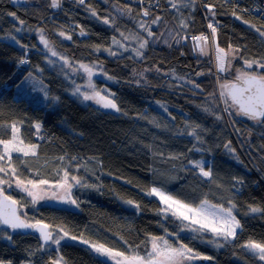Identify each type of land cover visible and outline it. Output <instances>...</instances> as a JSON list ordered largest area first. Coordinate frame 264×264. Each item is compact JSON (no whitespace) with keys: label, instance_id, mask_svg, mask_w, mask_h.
Segmentation results:
<instances>
[{"label":"trees","instance_id":"obj_1","mask_svg":"<svg viewBox=\"0 0 264 264\" xmlns=\"http://www.w3.org/2000/svg\"><path fill=\"white\" fill-rule=\"evenodd\" d=\"M195 1L160 0L146 19L155 34L135 55L113 46L120 29L130 34L136 20H145L126 0H0V164L12 172L0 177L36 183L71 176L77 206L33 204L4 182L0 188L25 220L46 222L52 237L63 231L76 241L46 251L39 237L0 224V262L114 264L90 245L146 257L152 237H164L212 260L197 264H264L250 249L264 247V118L235 107L225 89L233 75L221 74L189 38L203 35L209 21L222 46L256 63L249 74L264 76V17L227 0H202L203 15ZM36 29L71 62L101 65L109 80L98 83L116 109L74 96L65 74L47 65ZM203 38L213 46V38ZM19 70L47 83L51 107L17 97V80H10ZM162 111L169 119H159ZM16 138L36 150L6 153L3 144ZM200 159L213 160L211 178L195 167ZM153 187L189 204L207 200L229 209L240 229L232 239L201 233L172 214Z\"/></svg>","mask_w":264,"mask_h":264},{"label":"rangeland","instance_id":"obj_2","mask_svg":"<svg viewBox=\"0 0 264 264\" xmlns=\"http://www.w3.org/2000/svg\"><path fill=\"white\" fill-rule=\"evenodd\" d=\"M25 1L27 0H14V2L19 3ZM249 1L252 4L255 3V0ZM195 2L202 11L203 15H206L202 0H196ZM134 23V29L133 31H130V34L122 31L125 30L124 28L119 30V40L115 41L113 46L120 50H123V47L130 48V52L135 55H141L140 50L145 49L144 47L147 46V41H149L155 34V23L152 20L146 19L136 20ZM205 30L206 31L201 34L208 33V30L212 31V34L210 36L190 34L189 38H194L192 40L194 41V47L198 54L213 57L216 68L221 74H232L233 77L230 76V78L232 77L233 80V78L243 77L254 70L256 63L245 61L240 58V50L238 48H226L219 43L218 33L215 26L211 29V26L205 25ZM34 34L37 35V40L43 50L47 53V65L50 68L56 67L59 71L65 74L66 79L71 84L70 91L74 96L82 100H88L94 105H97L105 110L116 109L110 90L107 86L105 87L103 83H98L100 80H109L103 72L101 65L97 63H73L64 52L57 50L54 47L41 30L36 29ZM202 37L213 38V46L210 45L207 38H203L200 41V38ZM180 39L184 40L183 37H180ZM21 66L25 67L26 61H23ZM223 77L224 76L222 75V78ZM216 78L219 80V83L222 84L220 75H218V77L216 76ZM224 79L229 78L224 77ZM15 80H17L15 86V93L17 97L26 98L34 106L47 108L53 105V103H51L52 100L55 102V99H53L49 94L47 83L33 72L23 74L22 71L19 70L16 74H14L10 83ZM232 80H228V82L226 80L223 81V83L227 82V85L232 82ZM157 106L158 105H156V107ZM161 109L162 107L158 110ZM166 118L169 119L167 115H165V112L162 111V113L159 114V119L166 120ZM16 136H18V134H16ZM3 145L6 146V153H10V150L20 152H34L36 150L35 146L27 147L22 145L17 138ZM194 165L197 167L202 176L208 179L211 178L213 160L200 159ZM206 165H208V168ZM4 166L5 165L2 161V164H0V171L11 174L12 172L7 171ZM9 180L12 186H10L8 190L17 189L18 191H21L33 204H43L44 202L45 204L57 207H77L71 196L72 185H70L69 181L71 180V176L63 175L60 180L54 182L41 181L36 183L22 182L13 176L6 177L5 179H1L0 177V186ZM3 187L7 188V186L4 185L1 188ZM1 188L0 192H3L4 190ZM152 193L159 198L162 204L166 206L172 214L182 219L185 225L199 228L201 233L203 232L202 230H204L207 234L210 233L218 238L232 239L240 229L238 219L229 209L215 205L207 200H202L195 205L189 204L172 194L163 191L159 187H153ZM0 224L2 225L1 222ZM66 240L76 241L72 236L60 231L59 234L57 233L52 237V242L46 245L43 249L46 251H55L59 248V245ZM151 244L152 249L150 250V254L147 255L148 257L124 255L98 245H90V247L98 255L104 259H108L114 264H197L200 262L198 255L180 240L171 244L164 237H152ZM250 249L262 260V262H264V247L252 244L250 245ZM54 261L51 259L52 264H62L58 258H54ZM0 264L11 263L0 262ZM21 264L33 263L22 262Z\"/></svg>","mask_w":264,"mask_h":264},{"label":"water","instance_id":"obj_3","mask_svg":"<svg viewBox=\"0 0 264 264\" xmlns=\"http://www.w3.org/2000/svg\"><path fill=\"white\" fill-rule=\"evenodd\" d=\"M225 89L232 103L243 115L264 118V76L247 74L233 78ZM0 222L5 228L39 237L43 248L52 242L50 225L46 222L30 223L25 220L20 214L18 202L4 192H0ZM199 260L212 261L208 257H201Z\"/></svg>","mask_w":264,"mask_h":264},{"label":"built area","instance_id":"obj_4","mask_svg":"<svg viewBox=\"0 0 264 264\" xmlns=\"http://www.w3.org/2000/svg\"><path fill=\"white\" fill-rule=\"evenodd\" d=\"M84 3L86 0H76ZM128 3L138 6L142 11V16L144 19H149L150 11L154 10L156 7H159L160 0H126ZM234 4L237 8L240 6L244 11L249 13L263 16L264 17V0H255V3L252 4L249 0H227ZM206 25L211 26L209 21L206 22ZM205 32V31H204ZM204 36L211 35V31L208 30V33H204Z\"/></svg>","mask_w":264,"mask_h":264}]
</instances>
